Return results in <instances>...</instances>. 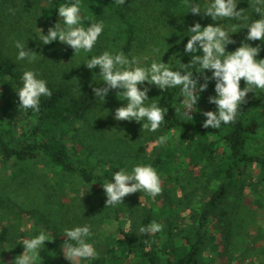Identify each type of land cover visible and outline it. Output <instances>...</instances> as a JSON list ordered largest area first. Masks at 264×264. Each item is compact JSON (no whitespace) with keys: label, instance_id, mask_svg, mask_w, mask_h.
I'll list each match as a JSON object with an SVG mask.
<instances>
[{"label":"trees","instance_id":"16d2710c","mask_svg":"<svg viewBox=\"0 0 264 264\" xmlns=\"http://www.w3.org/2000/svg\"><path fill=\"white\" fill-rule=\"evenodd\" d=\"M8 1L0 0V15L6 14ZM25 1L30 4L26 9L13 12L17 15L32 11L33 21L23 26L24 33L38 25L47 34L49 27L62 23L57 8L68 0ZM136 1L119 4L116 0H80L82 25L103 21L105 27L93 49L82 50L79 67L71 59L63 61L69 55L52 52L64 49L58 40L44 45L50 54L48 59H38L28 68L13 57L0 58V84H12L13 95H17L15 87L26 69L37 73L41 69L39 75L48 81L52 91L51 97H41L38 112L19 109L18 101L9 111L0 113V163L10 169L7 176L19 186H31L46 178L62 199L77 192L70 209L59 214L62 223L52 230L59 238L64 236L65 242L62 228L66 224L92 226L88 239L99 255L77 264H264V151L257 143L264 137V91H250L235 122L212 129L202 124L206 119L203 112L216 110L208 100L215 95V80H207L208 87L196 105L198 111L191 113L193 119L175 111L182 107L178 88L157 90L162 96L159 104L168 111L156 134L146 135L148 147L143 152L119 150L105 158H93L80 140L82 124L99 108L93 92L85 88L98 77L99 67L88 69L85 59L101 54L103 48L129 53L145 34L152 32L150 21L167 26L164 39L171 51L181 52L188 62L191 55L199 54L184 51L187 35L191 34L188 27L195 22L204 26L186 0ZM204 1L189 0L201 6ZM157 8L163 10L156 14ZM247 18L245 23L259 18L254 7ZM242 32L246 43L259 46L257 59H264V42L248 40L247 27H242ZM150 39L156 41L154 37ZM207 77H211V71L193 70L198 85ZM136 126L141 128V122ZM161 136L166 137L163 143L159 141ZM140 163L157 171L162 192L153 198L137 191L127 194L123 204L105 208L106 195H99L104 190L103 181L110 180L114 171H131L133 164ZM254 167H258L259 177ZM68 203L63 201L59 209ZM8 207L11 206L0 197V209ZM153 221L163 225L162 231L139 234L141 226ZM12 226L2 228L0 247L18 244L11 235V229H16ZM32 233L33 229H27L26 236ZM63 245L45 244L38 264H71L63 255ZM51 247L58 252L54 254Z\"/></svg>","mask_w":264,"mask_h":264},{"label":"clouds","instance_id":"9594fccd","mask_svg":"<svg viewBox=\"0 0 264 264\" xmlns=\"http://www.w3.org/2000/svg\"><path fill=\"white\" fill-rule=\"evenodd\" d=\"M124 4L125 0H116ZM190 11L193 14L203 12L211 16L213 21H221L223 18H235L242 22L248 18L244 15L243 9L237 10L239 0H205L203 6L190 3L186 0ZM254 11L258 19L243 23L247 27L248 40H260L264 42V0H254ZM58 16L62 23L56 22L48 28L47 34L41 28L36 36L44 45L53 41H60L67 44L79 53L81 50L90 52L96 44L99 36L104 31L103 21H91L87 27L81 23L80 0H68L67 3L57 8ZM191 33L184 51L191 55L188 64L175 59L176 69L172 62L165 63L161 56L152 59L145 56L143 59L129 58L122 51L105 50L99 55L85 59L84 63L88 69L99 67V79L104 82L103 87L93 88L96 100L101 104L105 100L110 89H121L117 96L126 103L117 107L114 112L116 120H129L142 123V131L156 132L165 121L168 111L166 107L159 104V100L147 103L148 87H140L145 82L155 85L159 89H179V96H182L181 108L175 111L182 116L193 119L191 113L198 111L196 105L202 91L208 87L207 80H215V95L209 96V103L216 106V110L203 112L204 119L202 126L218 129L222 124L235 122L241 104L250 91H264V59H257L260 51L259 46L253 47L242 42L234 51H228L226 46L235 43L230 33L236 30H229L221 23H210L202 26L195 22L188 27ZM17 49V60H27L33 63L37 59V53L26 47V41L15 40ZM159 52V49H154ZM178 61V63H177ZM183 69V71H180ZM193 70L197 73L211 71V77H207L204 83L198 85L197 79L193 78ZM241 78L245 86L240 87ZM19 98V109L25 112L40 110L41 97H51L52 91L48 87V81L42 78L37 72L26 69L20 77L19 86L15 87ZM166 137H159L161 143ZM103 189L106 195L105 208L123 204V198L130 193L145 192L155 198L162 192L161 180L157 171L149 164H133L131 171L119 169L114 171L112 178L107 182L103 181ZM163 225L158 222H150L139 228V234H152L162 231ZM63 234L67 239L62 247L65 258L71 264L78 261L94 260L98 252L89 237L92 235L90 224L76 225L71 228H64ZM50 234L39 231L30 238H24L19 244L23 245L22 254L15 257L13 264H38L41 250L45 247L44 242L50 241Z\"/></svg>","mask_w":264,"mask_h":264},{"label":"rangeland","instance_id":"374dc122","mask_svg":"<svg viewBox=\"0 0 264 264\" xmlns=\"http://www.w3.org/2000/svg\"><path fill=\"white\" fill-rule=\"evenodd\" d=\"M125 1L132 2V0ZM135 2L138 3V1L136 0ZM204 4L205 1L203 2L202 6ZM29 5L30 4L25 0H9L7 6L8 9L6 8L5 11L6 14L0 15V58L6 59L4 57L6 56L7 59H11L12 57L16 59L17 49L14 45L15 40L26 41V47L28 49H32L37 53L36 60H40L43 57H47L48 59V57H50V54H48L46 50H44L43 42L40 41L35 34L39 31L38 28H41L45 33L46 30L43 27L35 25L34 30L30 31L28 34L26 31L25 33L23 32V26H26L28 23H31L33 21L32 11L24 10L17 15H14L13 13L14 10H17V8L26 9ZM253 7H255L254 0H239V3L237 4V10L243 9V13L246 17ZM162 10L163 8H157L155 13ZM199 16L204 26L210 23H221L230 31L233 29L236 30L235 32L230 33L231 39L234 40L235 43H229L226 46L228 51H234L241 45L242 42H245V34H243L242 32V25L243 23H245V21L240 22L235 18H232V20L229 18H223L221 19V21H213L211 16H207L203 12L199 13ZM152 22H148L151 23V26H154L152 32L150 34H145L143 36V39L137 42L135 47L129 53H125L119 48H103L102 50L122 51L129 58L137 57L143 59L145 56H147L149 58V61H151L152 59L158 60L161 56L163 62H172L174 68L177 67L175 66V59H179L182 63L188 64V61L185 59V56L181 52L171 51L165 44L164 38L167 32V26H165L161 22H155L157 24V26H155V23ZM8 23L10 25H8ZM12 25L13 28H11ZM150 37H154L156 41H151ZM60 43L61 45L65 46L64 49H53L52 52L59 55H69L70 58H65L63 61H68V59H71L72 63L76 67H79V64H81V57H83L84 55L82 54V50L79 53H75V50L73 48L65 43ZM154 49H159V52H154ZM17 61L21 62L25 68H28L31 64L28 63L27 60ZM2 63H4V61H2ZM180 71H183V69H180ZM38 74H41V69L39 70ZM98 79L99 77H96L89 83V85H86L87 87L85 88L89 92H93V88L105 86L104 82ZM243 84L245 85V82L244 79L241 78L240 87ZM140 87L149 88L148 98L150 100L147 101V103H151L153 100L162 98L160 92H157V90L161 89H159L157 86L149 85L147 82H145L143 85H140ZM13 89L14 87L12 86V84H0L1 114L9 111V107L11 105H16V103H18L19 101L18 96L13 95ZM119 91H121V89H110L103 103L101 104L98 101L99 108L96 110L94 115L82 124L80 140L84 144L86 152L92 153L93 158H105L113 154L115 151L119 150H136L138 153H141L148 147L147 140H145L146 135L153 136L156 134L155 132L142 131V123L141 128L136 126L140 122H136L134 120H116L114 118L115 109L126 103L125 100H121L118 98L117 93ZM93 95L95 96L94 92ZM253 95L256 97L259 96L255 92H253ZM181 99H183V97H181ZM2 106H4V108ZM131 124L134 126V129ZM142 140L143 144L141 143ZM257 143L262 146L260 148L264 151V137L260 138V140H257ZM257 168L258 167H256L253 172H255L256 176L259 177L260 173L259 169ZM9 172L10 169L0 163V197L5 204L11 206L8 208L0 209V232L4 226L13 225L12 227H16V229H11V235L15 236V240L18 242V244L7 243L5 246L3 245L2 247H0V251L5 250L4 252H0V264H13L15 257L22 254L24 251L23 246H18L20 245L19 243L21 242V240L24 238H30L31 236L38 234L39 231L49 233V238L52 239L50 241H45L44 244L49 246H52L56 243L63 244L64 236H62V238H59L60 235H55L52 230H54L53 227L56 228L62 223V220L59 216L61 211L64 212L66 209H70V204H72L74 199L77 197V192L72 191L69 194L64 195L62 199V196L60 195L61 193L58 190H55L50 185V183H48L46 178L45 180L41 179V181H38L37 184L31 186H19L17 183L10 181L9 177L7 176ZM38 185H42L40 190L36 189ZM98 186L99 185L97 184L95 185V187ZM51 193H56L58 195H54ZM99 195L104 196V190H101ZM63 201H67L69 203L61 210L59 209V205L63 203ZM256 205L259 206V204H254L253 206L255 207ZM262 208H264V204L262 205ZM36 210H38L39 212H36ZM41 215H46L49 219L45 217L42 218ZM262 217L263 221L261 220V223L264 225V216ZM42 219H44V221ZM74 226H76V224L69 223L66 224L62 229L71 228ZM27 229H33L34 233L26 236ZM57 238H59L60 240ZM20 249L22 251H20ZM50 249L51 251H55L54 254L58 252V250H55L53 247H51ZM41 261L42 257L39 259L38 263H41Z\"/></svg>","mask_w":264,"mask_h":264}]
</instances>
